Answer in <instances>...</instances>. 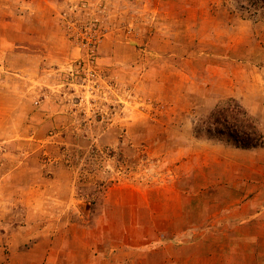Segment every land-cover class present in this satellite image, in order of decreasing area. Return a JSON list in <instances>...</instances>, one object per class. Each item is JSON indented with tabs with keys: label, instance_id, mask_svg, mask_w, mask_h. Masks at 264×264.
<instances>
[{
	"label": "rangeland",
	"instance_id": "rangeland-1",
	"mask_svg": "<svg viewBox=\"0 0 264 264\" xmlns=\"http://www.w3.org/2000/svg\"><path fill=\"white\" fill-rule=\"evenodd\" d=\"M230 100L264 133V19L235 0H0V263L40 238L96 264L264 257V221L215 219L236 147L194 134Z\"/></svg>",
	"mask_w": 264,
	"mask_h": 264
},
{
	"label": "crops",
	"instance_id": "crops-1",
	"mask_svg": "<svg viewBox=\"0 0 264 264\" xmlns=\"http://www.w3.org/2000/svg\"><path fill=\"white\" fill-rule=\"evenodd\" d=\"M224 151L225 153L230 154L228 156L222 155L220 160L229 163L231 169L226 173L224 172V177L226 179H221L223 181H221V191H219V193L217 192L215 195V201L217 204H220V206H224L231 202L234 204L232 205V210L218 212L215 219L220 226L225 222L233 225L236 224V226H233L234 229H232V231L237 234L238 231L236 229L240 230V227L241 229L244 228V224L246 223L264 221V190H257L259 187V185H257L259 183L257 179L260 180L261 176L264 177V166L260 162L262 161L263 155L262 153L257 152L256 157L254 156L255 158L243 159V155L247 158L251 156L250 153L243 154V152L251 150L241 148L229 150V148H227ZM254 151L259 150L254 149ZM229 192L231 199L226 198L229 197L226 196ZM235 195L236 199H233ZM262 233H264V229H262ZM88 244L82 241L81 246L76 249L73 243L59 242L57 239L50 243L47 242L45 238H40L29 245L21 244V246H14L11 244L12 248H10V254L8 255L5 264H96L97 258ZM225 247L230 249V252H227L228 254L223 252ZM240 249L243 252V256H246L241 264H254L255 260L261 259L264 261L263 255L257 256L255 254L256 252L263 250L260 244L231 243L225 245L222 243H213L208 245L205 243L198 245V254L196 256L186 257L184 255L181 256V258H184L183 260L174 263L240 264V262L235 263L236 258H238L237 252ZM172 250L173 249L170 246L162 249V251L167 253H170ZM249 257H253L251 263H249ZM169 263L173 264L172 259L169 260L168 264ZM262 264H264V262Z\"/></svg>",
	"mask_w": 264,
	"mask_h": 264
},
{
	"label": "trees",
	"instance_id": "trees-1",
	"mask_svg": "<svg viewBox=\"0 0 264 264\" xmlns=\"http://www.w3.org/2000/svg\"><path fill=\"white\" fill-rule=\"evenodd\" d=\"M235 4L239 10L253 12L258 18L264 19V0H235ZM194 134L196 137L225 140L241 149L264 147V133L245 107L236 100L216 107L196 121Z\"/></svg>",
	"mask_w": 264,
	"mask_h": 264
}]
</instances>
